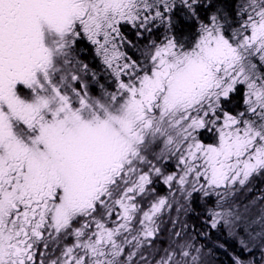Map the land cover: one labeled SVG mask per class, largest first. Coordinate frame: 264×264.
I'll return each mask as SVG.
<instances>
[{
  "label": "snow or ice",
  "instance_id": "obj_1",
  "mask_svg": "<svg viewBox=\"0 0 264 264\" xmlns=\"http://www.w3.org/2000/svg\"><path fill=\"white\" fill-rule=\"evenodd\" d=\"M193 194L264 264V0H0V264H207Z\"/></svg>",
  "mask_w": 264,
  "mask_h": 264
},
{
  "label": "flooded vegetation",
  "instance_id": "obj_2",
  "mask_svg": "<svg viewBox=\"0 0 264 264\" xmlns=\"http://www.w3.org/2000/svg\"><path fill=\"white\" fill-rule=\"evenodd\" d=\"M86 55L81 53V59L84 60L85 63H89V57L93 56L92 52L90 50V48H87L86 50ZM91 66V65H90ZM157 189L160 195H169V189L167 188L166 185H157ZM194 198L192 200V202L189 205H186V207H188L189 211L187 212V214L181 213L179 214V221L180 222H186L189 229H191L190 235L195 238V240L197 241V243L199 242L200 244H203V240L202 238H197L196 232L197 231H204L205 229L202 228V224L204 222V220L206 219L207 216V207L211 206V201L208 202V204L206 205L205 202L199 197L198 194H193ZM179 194H176V199H179ZM194 215L196 217V221L192 220V216ZM171 217L173 219H176L178 214L173 211L172 214H170ZM169 227L171 228V225H169ZM177 227H180V224L177 225ZM204 238V237H203ZM163 239H167V233H165V236L163 237ZM201 239V241L199 240ZM205 239V238H204ZM219 239L221 242L224 241L225 239V234L223 233V230H221V232H215L213 231L211 233V238L207 239V249H205L206 252L209 251V249L211 250L209 252L208 255H210L211 257V264H230V261L228 259V256L222 251V250H217L214 247V243L215 241ZM221 255V256H218ZM210 260V259H209ZM210 264V263H209Z\"/></svg>",
  "mask_w": 264,
  "mask_h": 264
},
{
  "label": "rangeland",
  "instance_id": "obj_3",
  "mask_svg": "<svg viewBox=\"0 0 264 264\" xmlns=\"http://www.w3.org/2000/svg\"><path fill=\"white\" fill-rule=\"evenodd\" d=\"M92 55H93V53H92ZM91 57L93 58V56H90V60H91ZM99 64V61H98V59H94V64L93 65H91L92 67H96L97 65ZM171 214H172V212H171ZM192 216V220H194V221H196V217L192 214L191 215ZM197 238H199V236H197ZM200 238H202V240H203V244L204 245H206L207 247H208V245H207V239H204L203 237H200ZM200 241H201V239H199ZM198 244H200L199 242H198ZM207 247H206V249H207ZM208 250V249H207ZM218 256H221V255H218ZM210 259V260H209ZM211 264L212 262H211V257H210V255H208L207 256V264Z\"/></svg>",
  "mask_w": 264,
  "mask_h": 264
},
{
  "label": "trees",
  "instance_id": "obj_4",
  "mask_svg": "<svg viewBox=\"0 0 264 264\" xmlns=\"http://www.w3.org/2000/svg\"><path fill=\"white\" fill-rule=\"evenodd\" d=\"M128 35H131L130 31L128 32ZM86 50H87V48H84V50L81 53L86 55V53H87ZM88 59H89L90 65H93L94 64V59L92 57H91V60H90V57Z\"/></svg>",
  "mask_w": 264,
  "mask_h": 264
}]
</instances>
